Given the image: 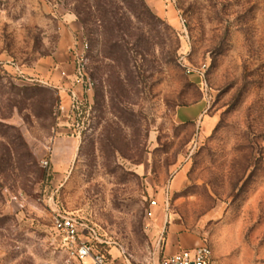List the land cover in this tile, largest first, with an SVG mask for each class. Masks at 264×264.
I'll return each mask as SVG.
<instances>
[{"label": "rangeland", "instance_id": "obj_1", "mask_svg": "<svg viewBox=\"0 0 264 264\" xmlns=\"http://www.w3.org/2000/svg\"><path fill=\"white\" fill-rule=\"evenodd\" d=\"M74 25L66 88L45 74ZM58 214L119 264L174 229L264 264V0H0V264H84Z\"/></svg>", "mask_w": 264, "mask_h": 264}, {"label": "built area", "instance_id": "obj_2", "mask_svg": "<svg viewBox=\"0 0 264 264\" xmlns=\"http://www.w3.org/2000/svg\"><path fill=\"white\" fill-rule=\"evenodd\" d=\"M75 61V80L84 82L87 75V58L82 50L73 48ZM45 165L48 162H44ZM156 201H153V205ZM168 205V202H167ZM53 229L62 248L70 259H76L84 264H119L114 256L105 254L96 248V242L102 243L96 229L75 215L58 214L54 217ZM125 255V251H122ZM126 264L131 263L128 259ZM156 264H224L217 259L212 248L207 244L193 248H182L174 254L164 255Z\"/></svg>", "mask_w": 264, "mask_h": 264}, {"label": "crops", "instance_id": "obj_3", "mask_svg": "<svg viewBox=\"0 0 264 264\" xmlns=\"http://www.w3.org/2000/svg\"><path fill=\"white\" fill-rule=\"evenodd\" d=\"M153 4L157 5L158 0H150ZM80 28L76 25L70 28H65L63 31V35L61 41L59 42L58 48L54 56L51 58L52 62L51 69L48 74H45L48 79H51L52 82L56 84H61L62 87H70L71 80L70 77L73 71V63L70 55V48L74 44H78L80 41ZM77 31V34L75 33ZM67 75V76H63ZM69 77V78H68ZM190 238L187 237L183 233H179L177 230H171V233L168 237V242L166 246L165 254H174L182 248H191L192 245L189 244L188 240ZM191 240V239H190ZM189 244V245H188ZM195 244V242H194Z\"/></svg>", "mask_w": 264, "mask_h": 264}]
</instances>
